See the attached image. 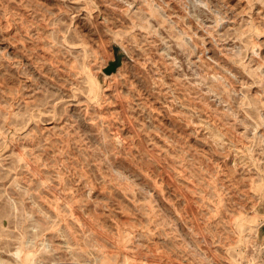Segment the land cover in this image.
Masks as SVG:
<instances>
[{"label":"rangeland","instance_id":"obj_1","mask_svg":"<svg viewBox=\"0 0 264 264\" xmlns=\"http://www.w3.org/2000/svg\"><path fill=\"white\" fill-rule=\"evenodd\" d=\"M0 264H264V0H0Z\"/></svg>","mask_w":264,"mask_h":264},{"label":"water","instance_id":"obj_2","mask_svg":"<svg viewBox=\"0 0 264 264\" xmlns=\"http://www.w3.org/2000/svg\"><path fill=\"white\" fill-rule=\"evenodd\" d=\"M111 73L110 70L107 71V74Z\"/></svg>","mask_w":264,"mask_h":264}]
</instances>
